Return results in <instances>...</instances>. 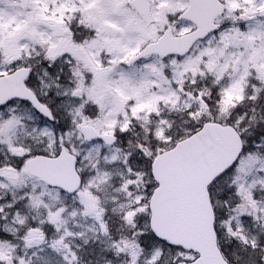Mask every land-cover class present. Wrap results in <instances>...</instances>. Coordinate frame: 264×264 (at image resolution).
Wrapping results in <instances>:
<instances>
[{
    "label": "snow or ice",
    "instance_id": "snow-or-ice-1",
    "mask_svg": "<svg viewBox=\"0 0 264 264\" xmlns=\"http://www.w3.org/2000/svg\"><path fill=\"white\" fill-rule=\"evenodd\" d=\"M0 264H264V0H0Z\"/></svg>",
    "mask_w": 264,
    "mask_h": 264
}]
</instances>
